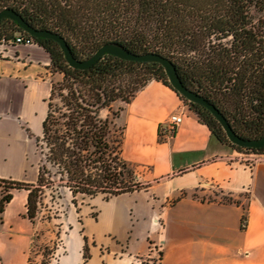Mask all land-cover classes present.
<instances>
[{
    "label": "trees",
    "instance_id": "16d2710c",
    "mask_svg": "<svg viewBox=\"0 0 264 264\" xmlns=\"http://www.w3.org/2000/svg\"><path fill=\"white\" fill-rule=\"evenodd\" d=\"M4 9L15 10L38 30L60 34L80 61L109 43L133 54L162 55L174 64L183 85L212 103L237 135L264 136V0H0ZM18 35L27 34L17 23L0 22V45ZM33 40L50 55L51 69L62 80L52 84L37 139L42 159L36 182L0 179V224L15 191L28 193L26 218L37 225L60 219L69 197L77 206L80 198L110 201L137 190L136 175L123 158L124 130L114 123L122 109L114 112L112 106L129 104L151 81L172 88L159 64L105 56L79 70L69 66L54 41ZM188 107L220 144L264 155V148L231 144L206 108ZM244 210L243 230L248 223ZM84 259L89 260L87 246Z\"/></svg>",
    "mask_w": 264,
    "mask_h": 264
},
{
    "label": "crops",
    "instance_id": "0c3cea01",
    "mask_svg": "<svg viewBox=\"0 0 264 264\" xmlns=\"http://www.w3.org/2000/svg\"><path fill=\"white\" fill-rule=\"evenodd\" d=\"M55 77L50 55L38 45L10 46L0 58V179L36 182L34 154ZM119 109L114 123L124 130L123 158L148 169L146 188L107 201L97 219L70 222L57 264H264V156L244 164L162 82L151 81L129 104L112 106ZM177 113L184 118L175 136L161 138L160 126ZM217 194L245 202L203 199ZM128 195L137 196L124 205ZM27 197L24 190L14 193L5 208L0 264H27L37 227L26 218Z\"/></svg>",
    "mask_w": 264,
    "mask_h": 264
},
{
    "label": "water",
    "instance_id": "95a60500",
    "mask_svg": "<svg viewBox=\"0 0 264 264\" xmlns=\"http://www.w3.org/2000/svg\"><path fill=\"white\" fill-rule=\"evenodd\" d=\"M3 20H10L17 23L25 34L34 39L52 40L57 43L69 66L74 69L88 70L105 56H114L129 62L159 64L163 67L172 89L189 103L197 104L206 108L220 124L231 144L245 149L258 150L264 148V136L259 139H245L237 135L229 124L227 118L212 103H210L205 97L183 85L174 64L162 55L155 53L141 55L133 54L117 43H109L99 48V50L89 59L80 61L74 57L67 41L60 34L49 30H38L34 28L15 10L4 9L0 11V22Z\"/></svg>",
    "mask_w": 264,
    "mask_h": 264
},
{
    "label": "rangeland",
    "instance_id": "374dc122",
    "mask_svg": "<svg viewBox=\"0 0 264 264\" xmlns=\"http://www.w3.org/2000/svg\"><path fill=\"white\" fill-rule=\"evenodd\" d=\"M62 80V76L56 74L53 83H57ZM119 103V102H118ZM122 103V102H121ZM187 106L189 103L185 101ZM231 149V148H229ZM233 150V149H231ZM236 155L237 158L243 159V156L239 155V153H250L247 151L239 152ZM42 157L37 150L34 154V161L35 163L39 164ZM135 175L137 184H139V188L130 194L140 193L142 192L145 187V178L148 176V169L147 168H137L132 167ZM19 191H15L17 193ZM1 195V189H0ZM137 195L125 197L124 205H128L132 203L134 198ZM182 197H185L182 195ZM204 200H215L217 202H229L233 200L235 202H245L244 196L239 199H232L226 195L217 194V196L210 195V197H203ZM107 201L104 199L103 196H99L95 199H78V205L75 206L72 204L70 197L64 201L63 209L60 211V219L54 220L50 223L47 222H38L37 227L33 232L34 241L32 240L30 243L29 250L27 251V260H31L32 264H57L58 256L63 253V240L65 235L68 233L69 229L71 228L70 222L77 220V226L79 223L83 222V218H92L97 219L99 215L100 208ZM26 211V210H25ZM44 215L46 216L47 213ZM59 236V237H58ZM61 241V242H60ZM54 256V257H53ZM159 260V254L157 253L155 258H152V262L157 263ZM2 258H0V263ZM28 263V261H27Z\"/></svg>",
    "mask_w": 264,
    "mask_h": 264
},
{
    "label": "built area",
    "instance_id": "2783aa9c",
    "mask_svg": "<svg viewBox=\"0 0 264 264\" xmlns=\"http://www.w3.org/2000/svg\"><path fill=\"white\" fill-rule=\"evenodd\" d=\"M15 45H23V46H32L35 45V42L33 38L27 35H18L16 39L12 42H3L0 45V48H3L0 50V58L4 57V54L7 53V48L10 46H15ZM183 118L184 115L183 113H177L172 115L167 122L162 124L160 126V136L161 138L165 140H170L172 139L176 132L178 127L183 123ZM239 155L243 156V159L241 161L244 164H247L249 166H253L257 164L258 162L262 161V157L264 155H259L256 153H239Z\"/></svg>",
    "mask_w": 264,
    "mask_h": 264
}]
</instances>
